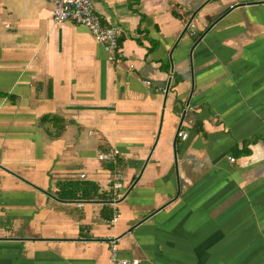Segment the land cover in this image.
Returning a JSON list of instances; mask_svg holds the SVG:
<instances>
[{"label": "crops", "instance_id": "0c3cea01", "mask_svg": "<svg viewBox=\"0 0 264 264\" xmlns=\"http://www.w3.org/2000/svg\"><path fill=\"white\" fill-rule=\"evenodd\" d=\"M91 1L112 61L46 0H0V264H109V239L140 264H264V0ZM109 149L112 225L110 201L57 199L108 191Z\"/></svg>", "mask_w": 264, "mask_h": 264}, {"label": "built area", "instance_id": "2783aa9c", "mask_svg": "<svg viewBox=\"0 0 264 264\" xmlns=\"http://www.w3.org/2000/svg\"><path fill=\"white\" fill-rule=\"evenodd\" d=\"M51 7L52 22L55 25L63 23H73L84 27L94 38L96 43L108 53V59L114 60L115 55L119 51L120 31L115 26H106L102 19L95 12L91 0H46ZM148 85V82H146ZM179 138L184 141L187 138V133H178ZM119 152L115 149H109L97 155V161L115 166ZM230 162L234 159L230 158ZM85 175L81 174L80 179H84ZM110 189L113 199L110 201L114 208L113 217L109 224L115 223L118 217V212L115 206L121 198V190L123 188V173L115 168L110 173L109 179ZM109 264H140L139 260H128L120 258L117 252V239L108 240Z\"/></svg>", "mask_w": 264, "mask_h": 264}, {"label": "trees", "instance_id": "16d2710c", "mask_svg": "<svg viewBox=\"0 0 264 264\" xmlns=\"http://www.w3.org/2000/svg\"><path fill=\"white\" fill-rule=\"evenodd\" d=\"M246 153L247 151L245 150L241 152V155ZM109 168L110 170L111 169L113 170L112 165H110ZM57 199L61 201H71L76 199L90 201V200L98 199L104 202H109L113 199V195L110 188L106 192H101L99 191L98 186L92 182L77 181V182H64L59 184ZM102 213L104 219L106 221H110L113 214L111 208L108 210L107 208H105Z\"/></svg>", "mask_w": 264, "mask_h": 264}]
</instances>
